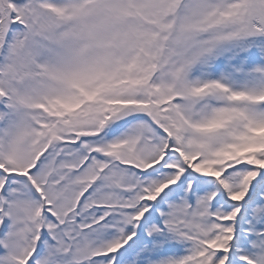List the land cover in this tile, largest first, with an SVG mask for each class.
<instances>
[{
    "label": "snow or ice",
    "instance_id": "6c2138e0",
    "mask_svg": "<svg viewBox=\"0 0 264 264\" xmlns=\"http://www.w3.org/2000/svg\"><path fill=\"white\" fill-rule=\"evenodd\" d=\"M0 264H264V0H0Z\"/></svg>",
    "mask_w": 264,
    "mask_h": 264
}]
</instances>
